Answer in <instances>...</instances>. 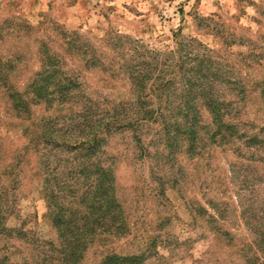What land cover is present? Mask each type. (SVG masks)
Wrapping results in <instances>:
<instances>
[{
    "label": "rangeland",
    "instance_id": "obj_1",
    "mask_svg": "<svg viewBox=\"0 0 264 264\" xmlns=\"http://www.w3.org/2000/svg\"><path fill=\"white\" fill-rule=\"evenodd\" d=\"M74 31L95 50L91 66L69 45ZM50 49L79 83L72 103L27 98L19 110L0 82V264L56 263L35 240L59 247L53 217L93 200L68 190L82 176L61 177L101 159L119 207L78 264H253L264 235V0H0V71L13 66V92L27 91ZM90 126L105 139L93 159L74 146Z\"/></svg>",
    "mask_w": 264,
    "mask_h": 264
},
{
    "label": "trees",
    "instance_id": "obj_2",
    "mask_svg": "<svg viewBox=\"0 0 264 264\" xmlns=\"http://www.w3.org/2000/svg\"><path fill=\"white\" fill-rule=\"evenodd\" d=\"M28 28L29 26L26 25ZM77 32H73L70 36V47L76 50L79 54L84 56H88L91 54V57L87 60V64H90V61L94 59L95 50L90 49L86 46L83 40H79L74 38L73 36L76 35ZM73 35V36H72ZM51 50V49H50ZM93 54V55H92ZM43 64L41 65L40 71L37 73L36 78L27 86V91L24 94H19L20 92H13L14 87L11 86L10 83V76L11 70L13 66H9V71H0V82L5 86L8 92L12 93L11 97H18L21 101L19 106V110L27 109V98L31 100H41L46 99L49 101L50 104H65V103H72L73 98L77 95V92L73 94V90H76L79 86L76 77L70 75L68 77V73L73 71V69H66L65 68V61L64 59L56 52L48 50L45 53V57L43 58ZM10 61L6 63L9 65ZM1 86V85H0ZM195 84H191L189 89H194ZM52 88V89H51ZM191 92V90H189ZM194 96L192 97V99ZM192 101V100H191ZM193 104V103H192ZM112 124H109V128ZM92 131H96L93 137L82 143L74 145L76 148L79 149L77 152L82 155L88 156L92 158L99 148L101 147L102 143H105V139L103 141L102 137L96 135L99 131L95 129L96 126H90ZM170 132V131H169ZM111 133V131H109ZM190 140V139H189ZM54 143H51L53 148L55 146ZM58 145H62L60 143H55ZM103 146V145H102ZM93 159V158H92ZM94 159L93 162H95ZM103 164V159L100 160ZM98 161V165H94L96 171H93L90 166L84 161V166L80 170V168H69L66 173L62 175V179L64 182H71V180L82 176L84 181L79 183L73 184V186H68V190L71 193H75L76 191H81V197L84 200L92 197V202H81L85 204V209L88 211H84L82 213H78L75 209L70 207L69 209V216H66L65 213L59 212L53 217V224L57 227L59 231V247L55 245L53 241H42L41 243L38 240H35L36 247L38 248L40 244L42 245H50L51 250L53 253H59L56 263L50 264H78L82 257V253L84 252L87 246V240H90L95 234L96 228L102 226L101 224L103 221L108 222L111 218L110 213H107V209H110L113 205V208L119 207L117 204V199L114 197L113 194V184H114V176L113 172L110 168L101 167ZM93 162L89 165L93 166ZM95 173L97 175L95 180ZM57 180V177H53ZM89 178H93V182H89ZM95 180V181H94ZM50 181V179H48ZM64 189L63 191H66ZM3 194H0L2 196ZM88 196V197H87ZM1 212V208H0ZM120 212V211H119ZM80 215V216H79ZM90 216H96L94 219H91ZM113 219H120L119 215L113 216ZM113 221L110 223L111 226ZM8 230L7 228H2L0 233H5L4 231ZM103 230V229H101ZM260 254L255 253L253 257L249 260L252 261L253 264H261L262 259L264 258V235H260ZM263 246V247H262ZM255 255H258L255 256ZM121 257V256H120ZM130 258H119L115 255L106 258L101 264H105L107 259H113L117 264H124L123 260L128 259V261H135L137 258L136 256H129Z\"/></svg>",
    "mask_w": 264,
    "mask_h": 264
}]
</instances>
